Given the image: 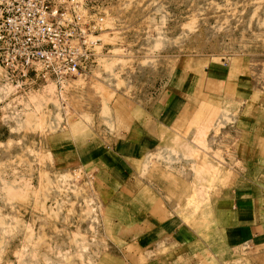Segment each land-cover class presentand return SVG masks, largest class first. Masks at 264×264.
<instances>
[{
    "label": "rangeland",
    "instance_id": "obj_1",
    "mask_svg": "<svg viewBox=\"0 0 264 264\" xmlns=\"http://www.w3.org/2000/svg\"><path fill=\"white\" fill-rule=\"evenodd\" d=\"M56 3L90 61L61 86L0 67V264H135L118 236L134 209L110 148L121 110L213 65L264 100V0ZM160 162L173 164L153 155L140 175Z\"/></svg>",
    "mask_w": 264,
    "mask_h": 264
},
{
    "label": "crops",
    "instance_id": "obj_2",
    "mask_svg": "<svg viewBox=\"0 0 264 264\" xmlns=\"http://www.w3.org/2000/svg\"><path fill=\"white\" fill-rule=\"evenodd\" d=\"M224 67L121 110L110 148L131 189L118 236L135 264H264V100ZM159 154L170 168L141 176Z\"/></svg>",
    "mask_w": 264,
    "mask_h": 264
},
{
    "label": "built area",
    "instance_id": "obj_3",
    "mask_svg": "<svg viewBox=\"0 0 264 264\" xmlns=\"http://www.w3.org/2000/svg\"><path fill=\"white\" fill-rule=\"evenodd\" d=\"M59 12L56 0H0V67L10 78L61 86L83 74L90 55Z\"/></svg>",
    "mask_w": 264,
    "mask_h": 264
},
{
    "label": "bare ground",
    "instance_id": "obj_4",
    "mask_svg": "<svg viewBox=\"0 0 264 264\" xmlns=\"http://www.w3.org/2000/svg\"><path fill=\"white\" fill-rule=\"evenodd\" d=\"M52 86V85H51ZM50 87V86H49Z\"/></svg>",
    "mask_w": 264,
    "mask_h": 264
}]
</instances>
